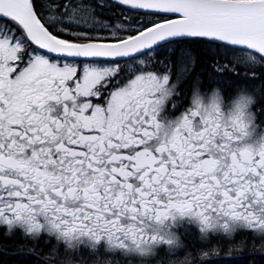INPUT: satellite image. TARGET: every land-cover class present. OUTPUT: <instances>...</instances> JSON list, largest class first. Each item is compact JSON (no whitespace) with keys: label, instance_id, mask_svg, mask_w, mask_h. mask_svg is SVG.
Instances as JSON below:
<instances>
[{"label":"snow or ice","instance_id":"obj_1","mask_svg":"<svg viewBox=\"0 0 264 264\" xmlns=\"http://www.w3.org/2000/svg\"><path fill=\"white\" fill-rule=\"evenodd\" d=\"M189 83L191 93L246 89L264 128V0H0V219L43 214L65 235L118 236L128 222L142 242L155 241L146 220L174 215L225 231L261 224L251 209L264 205V153L231 151L195 127ZM164 85L175 90L167 107ZM181 120L153 151L161 122ZM18 254L94 258L58 246Z\"/></svg>","mask_w":264,"mask_h":264},{"label":"clouds","instance_id":"obj_2","mask_svg":"<svg viewBox=\"0 0 264 264\" xmlns=\"http://www.w3.org/2000/svg\"><path fill=\"white\" fill-rule=\"evenodd\" d=\"M174 95L175 90L170 85H164L163 96L160 97L162 107H167ZM254 103L255 98L244 88L237 90L229 100H225L223 93L217 88L207 93L196 88L188 101L190 111L197 113L200 118V123L195 127L208 125L210 130L215 131V140L225 144L231 151L260 155L264 153V128L256 124L252 111ZM181 128H183L182 120L179 123L176 121L161 122L160 127L154 130L155 142L152 150L171 144L180 135L179 129ZM233 140L236 141L235 144L231 143ZM209 143L211 144V141ZM224 155L228 153L221 155L219 149H216L210 158H218L223 163ZM251 211L261 219V224L253 227L245 221L232 222L227 231L223 227H212L210 221L209 226L202 225L195 215H174L167 221L146 220L143 224V231L155 237V241L148 242H142L139 239V230H137L139 226L134 229L128 222H125L119 229L118 236L112 232H97L95 235L83 233L65 235L61 230L51 227L50 219L43 214L35 217L31 223L23 217L20 220L13 218L11 222L0 219V229H3V235L6 238L19 233L22 239L33 244L44 237L46 242H54L55 246L70 254L81 249L86 250L93 254L92 264H123V262L133 264V261L136 264H149L160 247H164L169 255H174L183 247L179 237L171 232L172 222L177 219L187 218L190 223H193L197 227L199 239L202 242H206L210 236H221L225 240L232 241L238 232H251L257 239L264 242V205L253 207ZM101 248L103 254L98 255ZM31 250L27 249V251ZM216 250L214 246L211 249L197 251L195 256L186 253L184 257L169 261V264H206L214 257ZM63 264H74L70 255L64 258Z\"/></svg>","mask_w":264,"mask_h":264},{"label":"flooded vegetation","instance_id":"obj_3","mask_svg":"<svg viewBox=\"0 0 264 264\" xmlns=\"http://www.w3.org/2000/svg\"><path fill=\"white\" fill-rule=\"evenodd\" d=\"M212 89L213 88L208 87L207 83L200 86V91L203 93L210 92ZM219 90L223 93L225 100L231 99L236 92V90ZM181 91L186 93L183 99L188 104L192 91L191 84H185ZM181 111H183V109H181ZM172 223L173 227L171 228V232L179 237L183 247L176 251L174 255H169L164 247H160L157 250L155 258L151 260L149 264H169V261L184 257L186 253H191L195 256L197 251L211 249L214 246L221 250L222 253H227L229 247L241 245L247 249L243 254H234L232 256L222 254L220 257L214 256L211 260L207 261L206 264H243L246 261L245 259L249 258L257 259L258 264H264V254L252 251L253 246L259 248L262 241L257 239L251 232H238L232 241L225 240L221 236H210L206 242H202L199 239L197 227L193 223H190L187 218L177 219ZM3 244H13L14 247H16L14 249L15 252H7L8 249H6V251L3 249V262L7 261L6 264H28L29 257L25 255L22 258L18 254L21 249L25 254L28 253L27 249H34L35 251L40 249L43 253H48L49 250L55 246L54 242L48 241L46 243V238L44 237H41L33 244L30 241L22 239L19 233H16L9 240H5L3 229H0V248ZM123 264H127V262H123ZM133 264H136V262L133 261Z\"/></svg>","mask_w":264,"mask_h":264},{"label":"trees","instance_id":"obj_4","mask_svg":"<svg viewBox=\"0 0 264 264\" xmlns=\"http://www.w3.org/2000/svg\"><path fill=\"white\" fill-rule=\"evenodd\" d=\"M8 249L7 252H15V248L14 245H5L3 244L0 248V264H6L7 261L3 262V258H4V254H3V249ZM2 251V252H1ZM37 253H43L40 249L36 250ZM28 264H42L41 261H38L36 257L33 256H28ZM246 261L243 264H258L257 259L255 258H249V259H245Z\"/></svg>","mask_w":264,"mask_h":264}]
</instances>
